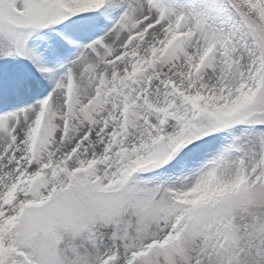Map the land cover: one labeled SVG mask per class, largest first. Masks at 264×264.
<instances>
[{"label": "snow or ice", "instance_id": "obj_1", "mask_svg": "<svg viewBox=\"0 0 264 264\" xmlns=\"http://www.w3.org/2000/svg\"><path fill=\"white\" fill-rule=\"evenodd\" d=\"M0 264H264V0H0Z\"/></svg>", "mask_w": 264, "mask_h": 264}]
</instances>
